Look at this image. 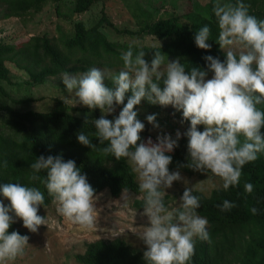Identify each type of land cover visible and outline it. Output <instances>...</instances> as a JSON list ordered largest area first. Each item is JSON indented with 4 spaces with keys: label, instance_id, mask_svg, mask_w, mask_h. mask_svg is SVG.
Segmentation results:
<instances>
[{
    "label": "clouds",
    "instance_id": "clouds-1",
    "mask_svg": "<svg viewBox=\"0 0 264 264\" xmlns=\"http://www.w3.org/2000/svg\"><path fill=\"white\" fill-rule=\"evenodd\" d=\"M212 12L218 27L216 43L224 59L206 55L204 68H189L179 59L169 61L160 51L146 61L145 51L134 54L130 45L121 54L122 68L118 73L94 66L77 74H61V83L71 94L73 106L99 109L100 117L91 123L93 135L100 145H105L101 151L116 160L124 159L136 176L143 194L142 215L148 220L139 233L145 245V264H190L196 240L209 239V221L199 214L200 197L193 194L191 187L184 188L175 207L166 206V189L182 180L178 170L170 172L168 167L181 133L177 131L175 138L157 135L155 142L151 137L142 140L140 133L145 124L134 110L142 99L181 111V122H189L183 133L188 161L184 166L218 177L225 191L237 186L243 167L264 153V110L258 107L264 104V20L250 15L244 0H214ZM209 38L210 29L204 25L196 31L194 43L199 49L209 50ZM209 73L211 78H206ZM109 79L111 87L104 83ZM121 105L118 115L106 118ZM146 120L153 128L159 127L155 114ZM198 125H203L202 131ZM76 138L81 145L95 147L82 131ZM6 166V161L0 164ZM29 168V179L39 180L60 216L83 229L95 226V189L74 160L42 154ZM41 172L45 173L43 177ZM253 187L246 182L245 193L251 194ZM128 193V189L123 190L124 201ZM0 197L8 201L5 204L0 199V264H13L24 255L29 237L9 232V227L17 219L32 233L46 225L45 216L38 214L40 207H46L45 193L35 186L8 182L0 184ZM217 207L225 212L236 204L226 199ZM258 211L257 207L250 208L253 215Z\"/></svg>",
    "mask_w": 264,
    "mask_h": 264
},
{
    "label": "trees",
    "instance_id": "trees-1",
    "mask_svg": "<svg viewBox=\"0 0 264 264\" xmlns=\"http://www.w3.org/2000/svg\"><path fill=\"white\" fill-rule=\"evenodd\" d=\"M63 1L52 0L57 11ZM45 2L46 0H39L38 4H34L35 2L31 0H0V19L26 18L38 13ZM95 2L96 0H72L71 12L85 13ZM224 2L235 3V0ZM213 3L214 0H209L204 6L192 3L176 13L159 16L138 9L137 13H133V18L138 22L136 31L125 27L117 28L103 12L90 26L83 22L74 23L72 33L65 39L43 34L32 36L20 44L0 42V93L8 97L1 86L3 82H10L11 72L7 67L8 63L24 69L29 76L30 84L40 85L49 78L61 76L65 71L77 74L94 66L120 68L121 54L127 51L130 45H133L134 54L140 50L145 51L146 61H150L155 52L160 51L169 61L179 59L189 68H204L203 58L209 54L223 60V52L216 43L218 27L212 12ZM244 3L248 6L250 15L258 20H264V0H244ZM204 25L210 29L209 50L199 49L194 43L196 31ZM105 27L116 36L130 39L151 37L157 44L152 46L127 42L120 44L107 37L102 29ZM105 84L113 86L110 79L106 80ZM130 94V92L126 94L125 103ZM25 101L27 100H13L14 103ZM154 106L155 104L142 99L134 110L138 107ZM258 107L264 110V104ZM80 111L83 113L80 116L59 110L18 111L8 104H0V143L7 144L11 155L0 160V164L7 162L6 167H0L3 181L40 188L45 193L47 207L53 200L47 195L39 180L29 179L31 175L29 164L42 154L60 155L65 161L71 159L76 162V166L81 169L82 174H86L88 182L95 189V195L107 190L113 198H119L123 190L128 189L130 194L142 196V199L134 200L132 206L136 210H143V194L138 188L135 174L131 172L124 159L116 160L110 154L105 155L101 151L105 145H100L98 138L93 135L95 128L91 121L100 117L99 109L89 111L86 107ZM171 115L182 121L180 112L172 111ZM181 124L184 129L178 146L171 153L172 162L182 167L189 176H194L200 172L184 166L188 161L187 138L183 133L186 132L189 122L184 121ZM197 127L198 130H203V125ZM80 131L89 135L95 147L90 148L78 143L76 137ZM261 132L264 133V127L261 128ZM39 175L43 177L45 173L41 172ZM246 182L254 186L251 194L245 193ZM182 193L183 190L179 195ZM193 194L200 197L199 214L207 217L209 221V239L196 240L190 264H229L232 259H235L237 264H264V153L258 154L255 161L243 167L237 186H230L227 191L222 187L215 189L208 197L196 190H193ZM226 199L235 202L236 207L222 212L217 205ZM251 207H257L258 213L253 215L250 212ZM12 231L23 235L15 222L9 227V232ZM75 260L80 264H145L143 254L121 239L90 242L83 254L75 256Z\"/></svg>",
    "mask_w": 264,
    "mask_h": 264
},
{
    "label": "rangeland",
    "instance_id": "rangeland-1",
    "mask_svg": "<svg viewBox=\"0 0 264 264\" xmlns=\"http://www.w3.org/2000/svg\"><path fill=\"white\" fill-rule=\"evenodd\" d=\"M31 1L35 2L34 4L39 2V0ZM208 2L209 0H96L89 11L73 14L71 12L72 0H64L60 3L58 11L52 4V0H46L40 11L31 16L23 19H0V42L20 44L32 36L43 34L52 38L65 39L72 33L74 23L83 22L86 26H90L103 12L117 28L125 27L136 31L138 22L133 18V13H137L138 9L149 13L153 12L156 16L166 13L170 15L189 4L204 6ZM102 29L110 40L120 44L124 42L142 44V46L157 44L151 37L130 39L125 36H116L106 27ZM7 67L11 72L10 82H3L1 86L8 97L0 93V104H8L18 111L49 112L59 110L79 116L83 114L80 110L86 107L73 106L71 94L65 91L61 83V76L49 78L40 85H32L29 83V76L24 69L17 68L12 63H8ZM121 68L108 69L115 74ZM206 78H211V75ZM13 100L27 101L14 103ZM121 107L122 105L106 118L113 119L118 115ZM135 110L138 112V119L145 124L144 130L140 133L142 140L151 137L155 142L156 136L163 134H169L175 138L177 131L182 135L184 126L180 120L171 115L172 111L180 113L181 111L174 109L171 105L155 104L152 108L138 107ZM151 114H155L159 127L153 128L152 124L147 122L146 117ZM6 156H11L8 146L5 143H0V160ZM169 168L170 172L178 170L182 177L181 181H174L172 187L166 189L165 203L169 208L175 207L179 203V193L185 187H191L206 197L213 190L221 188V181L218 178L203 173L189 176L182 167L176 166L172 161ZM3 183L6 182L0 176V184ZM213 184L216 187H212ZM201 187L204 188V191H200ZM128 195V199L124 201L122 195L119 198H113L107 190L97 194L95 203L97 222L90 230L83 229L60 216L54 202L45 208H39L38 214L45 216L46 225H41L35 233L29 232L23 227L22 221L17 219L15 223L23 235L29 237V245L26 247L24 255L18 257L13 264H80L76 262L75 256L83 254L86 245L96 240L121 239L143 254L145 245L139 239V233L144 226H147L148 220L145 215H142L143 210H136L132 206L134 200L142 199V196L130 193ZM6 202H8L7 199H4V203ZM229 264H237V261L232 259Z\"/></svg>",
    "mask_w": 264,
    "mask_h": 264
}]
</instances>
